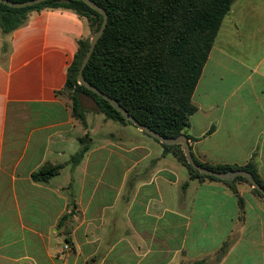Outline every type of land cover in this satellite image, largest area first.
Listing matches in <instances>:
<instances>
[{
    "label": "crops",
    "instance_id": "1",
    "mask_svg": "<svg viewBox=\"0 0 264 264\" xmlns=\"http://www.w3.org/2000/svg\"><path fill=\"white\" fill-rule=\"evenodd\" d=\"M85 35L84 23L60 10L33 13L26 26L0 34V264H264V202L241 184L242 211L223 183L189 177L183 195L190 198L177 200L178 210L162 208L155 186L158 199L146 197L150 180L134 187L126 178L119 191L129 193L111 204L91 184L75 196L51 184L69 162L48 183L32 181L46 162L58 164L48 160L50 144L78 122L56 92ZM85 99L79 96L81 105ZM192 99L198 110L187 134L195 139L188 140L194 158L238 166L253 159L264 180V0H234ZM117 151L109 157L127 155ZM96 152L88 150L74 171ZM168 155L161 148L155 165ZM164 171L170 174L158 167L157 178L172 185ZM152 202L160 209L151 212ZM64 215L69 243L57 228ZM225 242L227 252L215 262Z\"/></svg>",
    "mask_w": 264,
    "mask_h": 264
},
{
    "label": "trees",
    "instance_id": "2",
    "mask_svg": "<svg viewBox=\"0 0 264 264\" xmlns=\"http://www.w3.org/2000/svg\"><path fill=\"white\" fill-rule=\"evenodd\" d=\"M8 1L20 3L31 0ZM92 1L106 12L108 21L83 71L84 79L117 101L137 122L160 136L176 138L184 134L188 140H195L187 134L190 118L198 110L192 99L193 94L234 0ZM47 10L72 12L86 28V35L77 41V51L66 70L65 84L56 92V96L68 107L71 117L83 127L87 126V122L85 110L79 100L80 95L90 98L105 120L129 125V121L106 100L77 82L79 68L89 48L91 37L88 34L91 32L93 36L102 23V15L87 4L75 0H47L20 9L0 4V34L10 35L26 26L31 14ZM212 130L213 127L208 134ZM80 143V149L69 160L73 167L80 164L89 150L84 138L80 139ZM159 144L163 154H171L188 171L189 180L220 182L226 185L235 195L240 211L243 210L244 203L238 193L239 182L248 184L252 194L264 202V197L252 189L244 178L238 177L232 182H225L201 175L187 164L180 145ZM192 157L198 166L209 170L247 171L264 189V180L259 176L253 159L244 166H238L201 163L193 155ZM64 167V164L46 162L31 174V179L35 183H48ZM68 219L69 215H64L57 224V228L62 229L66 235V243H69L68 236L71 233V228L65 225ZM228 247V242L221 246L214 257L215 262L224 257Z\"/></svg>",
    "mask_w": 264,
    "mask_h": 264
},
{
    "label": "rangeland",
    "instance_id": "3",
    "mask_svg": "<svg viewBox=\"0 0 264 264\" xmlns=\"http://www.w3.org/2000/svg\"><path fill=\"white\" fill-rule=\"evenodd\" d=\"M88 37L92 38L91 32H89ZM65 100L69 101L67 97H65ZM82 107L85 110L87 126L83 127L81 123L75 122L74 130L67 133L64 139H58L57 143L50 144L51 151H49L48 160L60 164L68 163L70 157L80 149V139L82 138H84L90 152H98L92 155L88 165L81 164L76 171L68 163L62 174L52 179V185H62L68 188V191L73 192L75 196H78L80 192L87 194L90 184L98 186L100 190L97 191V194L101 193L102 200H108L111 204L114 199L123 200L129 193V190L124 187L119 191L120 183L123 182L124 184L133 180L135 187L137 184L150 180V183H154V185L148 189L146 188V197L157 200L158 195L154 190L155 188H152L153 186L157 187L159 189V197L163 201V209L169 208L172 210L174 208L178 210L176 201L180 198H190L187 192L185 196L183 195L184 183L188 181L189 177L188 172L176 162L173 156L168 155L165 160L160 159V162L155 165L157 159L160 158V149L162 148L159 143L131 124L121 126L114 121L105 120L104 116L98 112L93 101L88 97L83 100ZM48 116L49 120L55 118L53 112L49 113ZM85 135H87L86 138ZM110 150H123L127 152V155L122 153L121 156L115 155L111 158L108 154ZM57 153L60 154L59 157H56ZM125 156H127V159ZM158 167L170 172V174H166L164 171V174L169 175L172 185L165 184L166 182L161 176L157 178L156 169ZM126 170H128V174L123 180ZM69 181L70 184L68 183ZM65 183L68 184L66 185ZM195 184L196 182L193 183V185ZM240 184L246 187L253 195L248 184L239 182L238 186ZM190 193L192 194V192ZM119 203L114 208L117 212L119 211ZM166 203H168V206L165 205ZM152 204L148 206L151 212L152 210L160 209L158 204L156 205L154 202Z\"/></svg>",
    "mask_w": 264,
    "mask_h": 264
},
{
    "label": "water",
    "instance_id": "4",
    "mask_svg": "<svg viewBox=\"0 0 264 264\" xmlns=\"http://www.w3.org/2000/svg\"><path fill=\"white\" fill-rule=\"evenodd\" d=\"M45 1H47V0H31V1L17 3V2H11L8 0H0V4L6 5V6L11 7V8L20 9V8H26V7L38 5V4L45 2ZM75 1L84 2L91 9H93L94 11H96L100 15H102L101 26H100L99 30L90 39L88 51H87V53H86V55H85V57L81 63L80 68H79L78 75H77L78 84L85 87L91 93H94L97 96L106 100L118 113H120V115L125 120L129 121V123L131 125L135 126L139 131L145 133L146 135H148L152 139L157 140L162 145H165V146L180 145L182 147L183 155L187 161V164L196 172L200 173L201 175H204L207 177H212V178L218 179L220 181H225V182H232L235 179H237L238 177H242L251 185L252 189L257 190L264 197V189L254 180L251 173H249L247 171H241V170L217 172V171L209 170V169L198 166L192 157L190 145H189V142H188L186 135L182 134L176 138H164V137L160 136L158 133L152 131L148 127L141 125L131 115H129L128 112L125 109H123L117 103V101H115L114 99H111L107 95L103 94L101 91H99L97 88H95L94 86L89 84L84 79L83 71H84L85 67L87 66V64L90 60V57H91V55L95 49L97 42L102 37V35L105 31V28L107 26L108 17H107L106 12L103 9H101L100 7H98L92 0H75Z\"/></svg>",
    "mask_w": 264,
    "mask_h": 264
},
{
    "label": "built area",
    "instance_id": "5",
    "mask_svg": "<svg viewBox=\"0 0 264 264\" xmlns=\"http://www.w3.org/2000/svg\"><path fill=\"white\" fill-rule=\"evenodd\" d=\"M64 249L65 250H68L69 249L68 245H65Z\"/></svg>",
    "mask_w": 264,
    "mask_h": 264
}]
</instances>
